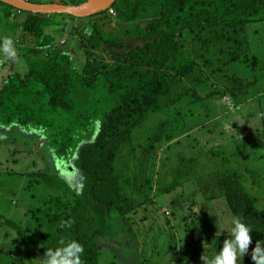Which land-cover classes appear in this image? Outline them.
Masks as SVG:
<instances>
[{
	"label": "trees",
	"instance_id": "trees-1",
	"mask_svg": "<svg viewBox=\"0 0 264 264\" xmlns=\"http://www.w3.org/2000/svg\"><path fill=\"white\" fill-rule=\"evenodd\" d=\"M136 4L152 8L134 29L122 34L117 30L106 33L105 27H100L112 19L108 9L82 18L88 23V30L84 28L78 36L86 55L82 71L72 67L71 55L61 48L54 49L48 59L42 57L43 47L53 46L56 38L44 34V24L51 17L64 14L19 9L26 18L16 24L17 30L20 28L28 37L35 38L34 47L29 48L35 57H28L26 75H13L0 89V126L17 124L24 130L40 129L47 140L45 145L53 149L60 166L67 169L81 140L93 134L95 125L101 122L97 136L81 146L76 160L86 176L82 194L58 172L26 174L30 188L53 190L33 208L35 226L28 231L18 229L28 250L36 248L45 254L47 247L75 240L84 247L82 264H100L98 234L102 224L124 218L140 205L124 191L116 174L118 160L132 148L134 129L179 103L184 94H178V89L188 80L194 78L199 82L241 63H249L251 69L258 66L249 43V25L264 21V0H136ZM58 35L60 39L63 34ZM225 76L235 83L228 91L233 95L247 92L257 82L236 72H225ZM226 93L219 90L214 95ZM194 100L197 103L203 98L197 95ZM167 128L166 122L160 124L140 156V176L151 184L153 181L146 174L152 154L166 135V140L173 139V132L164 136ZM245 138L246 146L241 149L248 146ZM256 145H251V149ZM234 153L238 157L244 149ZM221 155L222 151L214 146L206 156L203 152L189 159L179 156L174 170L177 180L170 186L177 189L193 177L210 176L211 181L199 197L209 201L223 197L232 217H240L253 228L249 252L250 263L254 264L252 249L258 240H264V206L251 193V187L262 183L263 173L249 165L228 169L227 158ZM206 157L211 163L204 162ZM219 157L224 166L216 168ZM199 161L210 165L197 169ZM94 205L104 209V221ZM188 210L185 232L191 238L188 248H193L188 250V262L203 264V255L208 253L211 258L222 248L216 253L206 252L204 246L196 248L209 238V233L200 209L192 204ZM222 239L223 236H215L211 240L215 243Z\"/></svg>",
	"mask_w": 264,
	"mask_h": 264
},
{
	"label": "rangeland",
	"instance_id": "rangeland-1",
	"mask_svg": "<svg viewBox=\"0 0 264 264\" xmlns=\"http://www.w3.org/2000/svg\"><path fill=\"white\" fill-rule=\"evenodd\" d=\"M35 1L80 4L87 0ZM10 6L0 1V38L8 36L15 40L17 59L13 62L0 56V89L6 79L8 83L13 75H26L29 71L28 57H35L29 51V48L34 47L32 42L35 38L28 37L22 29L17 30L16 26L24 21L26 15ZM151 8L136 4V0H116L107 13L111 21L102 23L100 27H105L106 33L117 30L122 34L134 29L138 21L144 20L143 14ZM82 18H71L64 14L63 17L48 19L43 26L44 34L56 38L53 46L43 47L45 52L42 57L48 59L54 49L61 48L71 55L72 67L84 70L86 55L78 36L80 31L88 27V23ZM59 33L63 34L60 39L57 38ZM249 43L252 56L258 59L255 69H251L246 62L223 68V72L205 76L199 82L192 78L179 87L178 94H184L179 103L165 108L134 129L132 148L125 151L118 160L116 174L124 191L140 205L126 217L102 224L98 234L101 245L100 264H194V261L188 262L191 255L188 250L193 248H188L191 238L185 232L184 222L192 204L194 208L200 209L209 233V238L196 248L204 246L206 252L216 253V250L223 247L227 232L221 235L218 233V217L212 213L220 214L218 223L223 225L232 217L226 201L223 197L210 201L199 197L211 181L210 176L193 177L177 189H172L170 185L177 180L174 170L180 162L179 156L189 159L192 156L199 157L202 152L206 156L207 151L216 146L226 156L225 167L228 169L249 165L261 171L263 181L259 186H252L251 193L258 196L261 207L264 206V147L261 146L264 142V21L249 25ZM225 72H236L244 78L249 77L253 81L257 79V82L247 92L233 95L228 91L235 83L226 78ZM219 90L227 93L223 96L214 95ZM197 95L203 100L196 103L194 99ZM162 122L168 126L164 136L173 132V139L166 140V135L157 144L156 153L152 154L146 174L153 181L151 184L140 176V156ZM100 125L98 121L93 134L81 140L67 169L60 166L53 149L45 145L47 140L40 129L33 127L31 131L24 130L17 124L0 126V264H10L11 261L16 264H43L45 254L36 248H25L18 229L28 231L31 226H35L32 210L40 205L47 192L53 190L30 188V177L26 174L58 172L82 194L86 187V176L78 168L76 160L81 146L95 139ZM245 136L246 141H249L248 146L237 157L234 152H240L246 146L243 140ZM253 144H257L254 150L251 149ZM208 161L206 157L204 162ZM222 162L221 157L217 158L215 167H223ZM209 165L199 161L197 169ZM94 210L99 212L104 221V209L94 205ZM215 236H223V239L214 243L211 239ZM243 264H252L250 252L245 255Z\"/></svg>",
	"mask_w": 264,
	"mask_h": 264
},
{
	"label": "clouds",
	"instance_id": "clouds-1",
	"mask_svg": "<svg viewBox=\"0 0 264 264\" xmlns=\"http://www.w3.org/2000/svg\"><path fill=\"white\" fill-rule=\"evenodd\" d=\"M0 56L5 60L16 61L17 48L13 38L5 36L0 38ZM208 206V205H207ZM209 207V206H208ZM220 220L219 213H212ZM217 221L218 233L227 232L223 247L217 254L209 258L208 253L201 257L203 264H243L244 257L249 252L253 242V228L240 217H231L221 225ZM71 224H68L70 227ZM84 247L75 240L61 241L60 246L47 247L43 264H82ZM254 264H264V240H258L252 249Z\"/></svg>",
	"mask_w": 264,
	"mask_h": 264
},
{
	"label": "water",
	"instance_id": "water-1",
	"mask_svg": "<svg viewBox=\"0 0 264 264\" xmlns=\"http://www.w3.org/2000/svg\"><path fill=\"white\" fill-rule=\"evenodd\" d=\"M14 7L41 14H67L74 17H86L111 8L116 0H87L80 4H48L30 0H0Z\"/></svg>",
	"mask_w": 264,
	"mask_h": 264
},
{
	"label": "flooded vegetation",
	"instance_id": "flooded-vegetation-1",
	"mask_svg": "<svg viewBox=\"0 0 264 264\" xmlns=\"http://www.w3.org/2000/svg\"><path fill=\"white\" fill-rule=\"evenodd\" d=\"M30 1H31V0H30ZM33 1H35V0H33ZM33 1H32V2H33Z\"/></svg>",
	"mask_w": 264,
	"mask_h": 264
}]
</instances>
